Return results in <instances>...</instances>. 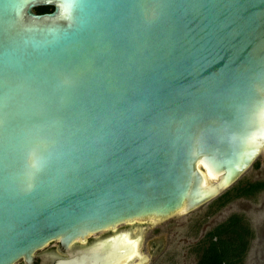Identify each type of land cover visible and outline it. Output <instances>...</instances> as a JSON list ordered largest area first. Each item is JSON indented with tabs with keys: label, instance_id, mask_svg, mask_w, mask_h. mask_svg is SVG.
I'll use <instances>...</instances> for the list:
<instances>
[{
	"label": "water",
	"instance_id": "95a60500",
	"mask_svg": "<svg viewBox=\"0 0 264 264\" xmlns=\"http://www.w3.org/2000/svg\"><path fill=\"white\" fill-rule=\"evenodd\" d=\"M0 39V264L194 210L264 149V0H0Z\"/></svg>",
	"mask_w": 264,
	"mask_h": 264
},
{
	"label": "rangeland",
	"instance_id": "374dc122",
	"mask_svg": "<svg viewBox=\"0 0 264 264\" xmlns=\"http://www.w3.org/2000/svg\"><path fill=\"white\" fill-rule=\"evenodd\" d=\"M251 182H264V149L239 179L222 192L228 190L232 198H218L221 193L194 210L154 223L159 251L150 264H196L207 232L233 214H240L252 231L243 264H264V187L249 195L235 194Z\"/></svg>",
	"mask_w": 264,
	"mask_h": 264
},
{
	"label": "flooded vegetation",
	"instance_id": "af4514ba",
	"mask_svg": "<svg viewBox=\"0 0 264 264\" xmlns=\"http://www.w3.org/2000/svg\"><path fill=\"white\" fill-rule=\"evenodd\" d=\"M154 223L149 219L125 221L90 233L84 239H75L68 248L58 240L51 241L36 250L33 264H54L60 258H73L77 255H86L85 259L90 264L96 260V255L105 256V258L108 257L107 255L114 256L117 248L123 247L122 243L128 241L133 242L135 251H129L113 264H150L156 257V251H159L157 248L159 244L154 237ZM116 241L123 242L120 245L117 244V247ZM131 253L133 255H130ZM15 264L27 263L20 259Z\"/></svg>",
	"mask_w": 264,
	"mask_h": 264
},
{
	"label": "trees",
	"instance_id": "16d2710c",
	"mask_svg": "<svg viewBox=\"0 0 264 264\" xmlns=\"http://www.w3.org/2000/svg\"><path fill=\"white\" fill-rule=\"evenodd\" d=\"M53 6H39V13L53 10ZM264 187V182H251L235 194L249 195ZM228 190L218 198L230 199ZM252 231L240 214H233L224 222L210 229L201 244L196 264H243L248 250Z\"/></svg>",
	"mask_w": 264,
	"mask_h": 264
},
{
	"label": "snow or ice",
	"instance_id": "6c2138e0",
	"mask_svg": "<svg viewBox=\"0 0 264 264\" xmlns=\"http://www.w3.org/2000/svg\"><path fill=\"white\" fill-rule=\"evenodd\" d=\"M0 44H2V39H0ZM259 88L264 89V82H261L260 85H258ZM261 118L264 119V110H261ZM4 121L0 120V127H3ZM27 135V141L24 145V151L27 155L28 153H31L33 157H36V155L42 151L44 145L48 142L47 134L46 132L41 129L38 125H33L31 127V131L26 134ZM32 173L31 176L33 179L38 178L39 171H40V164L39 162H35L32 164ZM32 185L31 183L28 184V187L30 188Z\"/></svg>",
	"mask_w": 264,
	"mask_h": 264
},
{
	"label": "bare ground",
	"instance_id": "6f19581e",
	"mask_svg": "<svg viewBox=\"0 0 264 264\" xmlns=\"http://www.w3.org/2000/svg\"><path fill=\"white\" fill-rule=\"evenodd\" d=\"M118 242H119V241H116V245L118 244ZM121 242H123V241H121ZM116 245H115V246H116ZM117 247H118V245H117ZM124 247H125V246H124ZM132 250L135 251V249H132ZM113 252H114V249H113L112 253H113ZM130 255H133V254H130Z\"/></svg>",
	"mask_w": 264,
	"mask_h": 264
}]
</instances>
